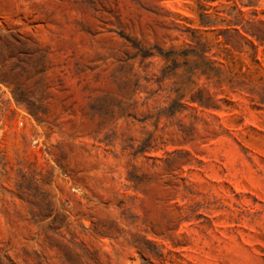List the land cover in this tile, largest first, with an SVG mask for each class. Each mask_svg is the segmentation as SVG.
I'll list each match as a JSON object with an SVG mask.
<instances>
[{"label": "rangeland", "instance_id": "rangeland-1", "mask_svg": "<svg viewBox=\"0 0 264 264\" xmlns=\"http://www.w3.org/2000/svg\"><path fill=\"white\" fill-rule=\"evenodd\" d=\"M0 264H264V0H0Z\"/></svg>", "mask_w": 264, "mask_h": 264}]
</instances>
